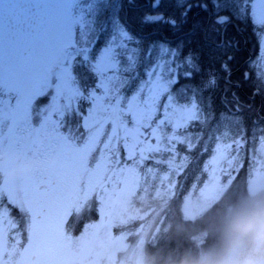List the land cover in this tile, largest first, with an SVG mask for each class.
Returning a JSON list of instances; mask_svg holds the SVG:
<instances>
[{
  "label": "snow or ice",
  "instance_id": "6c2138e0",
  "mask_svg": "<svg viewBox=\"0 0 264 264\" xmlns=\"http://www.w3.org/2000/svg\"><path fill=\"white\" fill-rule=\"evenodd\" d=\"M80 5L68 52L79 89L62 77L36 96L34 112L28 97L0 109V143L65 162L0 193V249L25 244L38 264H69L73 246L97 243L121 181L145 170L214 169L238 143L264 139V0ZM246 35L257 51L241 56ZM86 190L101 193L104 208L95 231L76 238L66 209Z\"/></svg>",
  "mask_w": 264,
  "mask_h": 264
},
{
  "label": "rangeland",
  "instance_id": "374dc122",
  "mask_svg": "<svg viewBox=\"0 0 264 264\" xmlns=\"http://www.w3.org/2000/svg\"><path fill=\"white\" fill-rule=\"evenodd\" d=\"M80 7V0H0V109L28 97L29 111L34 112L36 96L62 77L68 79L72 63L68 52L74 43L72 38L79 22ZM65 60L69 62L67 67H64ZM240 154L239 149L236 154L227 152L214 169L211 165L204 169L203 181L192 185L184 197L181 206L184 218L199 217L221 197L232 181ZM64 167L65 162L54 153L23 151L0 143V193L9 192L30 176L57 173ZM12 172L17 174L8 178ZM180 172L181 167L171 171L145 170L134 180L121 181L107 201L110 224L100 234L99 241L87 250L73 246L69 264H144L148 257L146 244L159 230L165 210H135L133 198L173 195ZM248 187L253 195L264 190V140L258 147ZM101 196V193L86 190L69 204L65 215L69 234L80 217L89 215L92 200L97 199V213L104 208L99 202ZM147 213L150 214L146 217ZM98 222L97 215L76 238L81 233L95 231L94 225ZM137 222L139 227L131 232L124 229L126 226L131 229ZM0 260L3 264H38L37 257L25 250V244L16 246L15 242L0 249Z\"/></svg>",
  "mask_w": 264,
  "mask_h": 264
},
{
  "label": "trees",
  "instance_id": "16d2710c",
  "mask_svg": "<svg viewBox=\"0 0 264 264\" xmlns=\"http://www.w3.org/2000/svg\"><path fill=\"white\" fill-rule=\"evenodd\" d=\"M239 39L241 43V56L255 54L257 51V43L251 35L241 36ZM69 66L70 75L68 81H70L75 90H78L80 82L77 75L72 73L71 64ZM262 140L264 139H261L256 144H249L247 149L240 147L239 143L237 144V148L240 150L241 154L239 164L237 165L238 167L233 170L232 181L221 197L195 219L184 218L181 206L184 197L188 194L192 185L203 181L204 170L199 172L190 170L181 175L183 172V167L181 166V172L177 174V184L173 191V195L166 196V194H163L159 197L143 200H139L137 196H134L133 203L135 210H142L143 212L161 208L165 210L159 230L146 244L148 257H154L156 264H168L171 258L179 257L185 253L196 254L200 251L218 246L220 241V215L229 206L249 200L264 198V190L253 195L248 187L249 177L252 173V167L254 166V159ZM151 193H153V189L149 192L150 195ZM137 194H139V191ZM96 201L97 199L95 198V200L91 202L92 208L87 212L90 216L80 217L71 233H73L75 229L81 231L86 224L97 219L95 208ZM149 214L150 213H147L146 217ZM134 225L135 226H132L131 229L127 226L124 229L131 232L137 226L139 227L138 222L134 223ZM116 230L118 231V229H115V231ZM80 231L76 232V234H79Z\"/></svg>",
  "mask_w": 264,
  "mask_h": 264
},
{
  "label": "clouds",
  "instance_id": "9594fccd",
  "mask_svg": "<svg viewBox=\"0 0 264 264\" xmlns=\"http://www.w3.org/2000/svg\"><path fill=\"white\" fill-rule=\"evenodd\" d=\"M9 173L8 178L16 175ZM217 247L185 253L168 264H264V198L229 206L219 217ZM144 264H156L146 257Z\"/></svg>",
  "mask_w": 264,
  "mask_h": 264
}]
</instances>
